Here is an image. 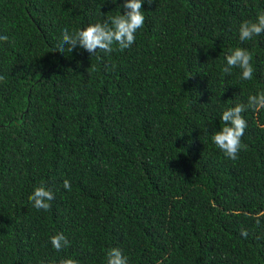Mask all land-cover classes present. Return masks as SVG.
Masks as SVG:
<instances>
[{
	"label": "trees",
	"instance_id": "1",
	"mask_svg": "<svg viewBox=\"0 0 264 264\" xmlns=\"http://www.w3.org/2000/svg\"><path fill=\"white\" fill-rule=\"evenodd\" d=\"M124 3L0 0V264H107L114 247L129 264H264V109L242 113L235 161L212 142L264 92V34L239 39L264 0H152L131 48L55 50ZM238 47L251 80L222 71Z\"/></svg>",
	"mask_w": 264,
	"mask_h": 264
},
{
	"label": "clouds",
	"instance_id": "2",
	"mask_svg": "<svg viewBox=\"0 0 264 264\" xmlns=\"http://www.w3.org/2000/svg\"><path fill=\"white\" fill-rule=\"evenodd\" d=\"M152 0H125L123 8L126 10L124 14L108 16L103 22L89 25L83 30L69 32L64 29L62 39L56 45L55 50L61 54L65 51L71 53L73 49L79 45L86 49L87 52L95 55L97 51L111 54L114 50L125 51L135 43L136 33L145 23L144 11L142 5ZM264 34V14H258L255 21H244L239 27V39L246 41L254 36ZM6 35L0 36V41H7ZM54 50V51H55ZM226 64L222 71L231 74L233 68L240 69V79L247 81L253 77L252 55L244 48H236L231 50L225 57ZM5 77L0 75V81H4ZM259 111L264 109V92L250 95L247 104H236L235 107L228 108L222 112L220 117L224 126L220 131L212 134V142L214 145L229 159L235 161L238 159V153L242 146L241 138L247 128V121L242 113L246 110ZM64 189L71 191V184L66 179L63 182ZM32 206L37 210L47 211L51 207L50 202L54 199V195L44 186L34 189L28 197ZM241 235L247 238V231L241 230ZM52 247L60 252L70 246V241L63 233H57L50 238ZM107 264H129V258L119 248H111L106 252ZM60 264H78L71 258H65Z\"/></svg>",
	"mask_w": 264,
	"mask_h": 264
}]
</instances>
